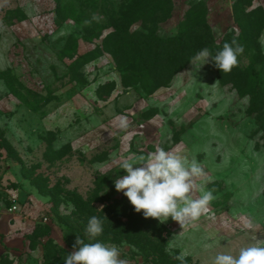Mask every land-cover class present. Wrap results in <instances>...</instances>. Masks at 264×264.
<instances>
[{"label":"rangeland","instance_id":"1","mask_svg":"<svg viewBox=\"0 0 264 264\" xmlns=\"http://www.w3.org/2000/svg\"><path fill=\"white\" fill-rule=\"evenodd\" d=\"M200 23L217 44L243 45L231 72L210 61L193 83L189 62L151 92L134 58L137 80L125 88L103 51L114 25L151 39ZM263 118L264 0H0V264H48L44 246L64 264L93 215L104 221L99 239L127 264H164L156 246L213 264L264 241ZM157 147L200 162L196 183L217 199L198 220L145 218L116 191L121 161ZM110 227L150 242L142 250Z\"/></svg>","mask_w":264,"mask_h":264},{"label":"clouds","instance_id":"2","mask_svg":"<svg viewBox=\"0 0 264 264\" xmlns=\"http://www.w3.org/2000/svg\"><path fill=\"white\" fill-rule=\"evenodd\" d=\"M243 52V45L234 40L225 42L215 54L207 47L199 50L190 59L193 65V71L189 73L192 82L198 83L196 73L210 61L222 73L231 72L238 66ZM116 120L120 129H127V116H117ZM120 168L126 174L115 179V189L122 192L134 210L142 212L145 218L166 221L171 217L182 225L186 221L198 220L217 199L214 190L196 183L197 179L206 175L197 159H189L163 147L147 154L127 157L121 161ZM196 192H199L198 198L193 196ZM103 233V219L91 216L84 229V237L77 236L73 251L63 257L64 264H127L116 245L99 239ZM213 264H264V241L258 239L241 246L235 254L219 252L214 256Z\"/></svg>","mask_w":264,"mask_h":264},{"label":"trees","instance_id":"3","mask_svg":"<svg viewBox=\"0 0 264 264\" xmlns=\"http://www.w3.org/2000/svg\"><path fill=\"white\" fill-rule=\"evenodd\" d=\"M85 26L88 35L95 33V27L89 22ZM113 28L103 40V51L112 56L117 69L122 72V85L128 88L136 82L137 79L131 71L134 66L131 67L128 63L138 58L137 64L145 66L138 69L146 70L143 83L148 84L151 92L168 86L176 73L188 67L190 59L199 50L207 47L215 54L224 44V42L217 44L211 29L204 23L185 28L173 37L156 36L151 39L142 31L130 32L126 25H114ZM253 72L257 73V71ZM261 128L264 130V118ZM108 234L115 239L125 240L132 246L145 249L143 241L146 238L138 237L130 231L122 229L119 232L110 227ZM146 242L150 241L146 239ZM156 247L164 264H188L187 260H172L165 249ZM148 254H151L150 251ZM44 260L48 264H54L50 259L49 251H46V246H44Z\"/></svg>","mask_w":264,"mask_h":264},{"label":"built area","instance_id":"4","mask_svg":"<svg viewBox=\"0 0 264 264\" xmlns=\"http://www.w3.org/2000/svg\"><path fill=\"white\" fill-rule=\"evenodd\" d=\"M11 211H13V209Z\"/></svg>","mask_w":264,"mask_h":264}]
</instances>
